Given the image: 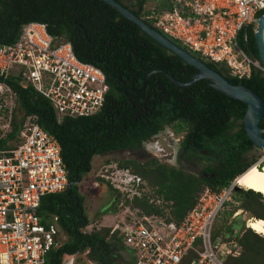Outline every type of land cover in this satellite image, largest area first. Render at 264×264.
Returning <instances> with one entry per match:
<instances>
[{
    "label": "trees",
    "instance_id": "16d2710c",
    "mask_svg": "<svg viewBox=\"0 0 264 264\" xmlns=\"http://www.w3.org/2000/svg\"><path fill=\"white\" fill-rule=\"evenodd\" d=\"M114 1L139 19L149 12L144 7L147 1L157 3L153 7L155 12L169 8L163 0H130V5H125V0ZM143 21L156 30L150 21ZM29 22L44 24L48 35L68 42L74 57L99 69L107 85L104 103L98 112L57 120L48 101L31 87L24 86L21 78H0L15 95L21 112L19 119L12 114L10 131L0 139V149L8 148L10 142L13 147L25 117L34 116L36 125L57 142L66 183L70 185L61 193L47 194L40 199L37 213L41 222L54 218L58 238L63 237L59 246L46 254L43 264H60L66 257L84 252L95 264H116V249L126 251L119 237L108 234V228L85 232L89 220L79 184L91 171L96 156L120 151L135 153L141 150V143L164 126H170L175 134L186 128L181 150L217 163L210 179L185 174L155 158L143 162L113 161L117 169L128 170L139 177L149 188L150 198L170 202L164 207L174 222L183 218L203 187L216 191L242 175L255 161V158H246L254 147L241 122L245 105L214 90L207 80H197L185 87L170 83L168 76L184 83L197 71L100 0H0V45L13 43L21 27ZM243 33L245 41L241 39ZM170 41L185 50L178 42ZM237 46L246 56L258 61L251 27L238 34ZM190 54L229 84L254 93L264 104L261 72L251 69L248 78L237 79L230 76L223 65ZM258 127L264 129V112ZM261 136L264 138V132ZM94 179L112 196L110 207L102 210V215L115 213L120 201L146 216L163 213L161 208L148 203L146 196L133 197L130 201L121 199L108 181L100 177ZM236 192L242 200L240 209L247 212L251 220L264 221L261 194L251 190ZM226 231L230 232L228 228ZM237 242L241 253L236 258H227L226 264H264V237L242 228ZM128 260L125 264H131L130 257Z\"/></svg>",
    "mask_w": 264,
    "mask_h": 264
},
{
    "label": "built area",
    "instance_id": "2783aa9c",
    "mask_svg": "<svg viewBox=\"0 0 264 264\" xmlns=\"http://www.w3.org/2000/svg\"><path fill=\"white\" fill-rule=\"evenodd\" d=\"M167 10L153 8L143 16L166 38L178 42L189 53L223 65L237 79L248 78L251 69L264 74L258 61L237 46L242 29L264 15V0H163ZM142 19V20H143ZM245 41V33L241 36ZM21 78L24 86L48 101L57 120L86 117L98 112L107 92L103 73L78 61L68 42L47 34L42 23L24 24L11 44L0 45V78ZM15 95L0 81V139L10 131ZM10 142L9 144H11ZM0 149V264H43L46 254L60 244L55 219L42 223L40 199L66 188V173L55 139L25 117L13 147ZM259 164H264V148ZM109 165V164H108ZM258 164L255 166L257 167ZM262 168V167H261ZM97 176L108 181L121 199L146 196L161 208V215H143L139 210L128 220L114 224L115 234L131 258V264H226L241 253L239 232L217 230L213 225L234 194L236 177L216 191L203 187L191 208L174 222L169 203L149 197V188L128 170L113 163ZM123 178L115 186L111 177ZM121 205V202H120ZM232 213L231 217H235ZM244 221L245 228L246 222ZM88 233L91 230H86ZM66 257L61 264H72Z\"/></svg>",
    "mask_w": 264,
    "mask_h": 264
},
{
    "label": "rangeland",
    "instance_id": "374dc122",
    "mask_svg": "<svg viewBox=\"0 0 264 264\" xmlns=\"http://www.w3.org/2000/svg\"><path fill=\"white\" fill-rule=\"evenodd\" d=\"M130 1V0H129ZM128 0L124 1L125 5H130L131 1ZM157 3L154 1H147L144 5L145 8L150 9L153 8ZM12 114L19 119L21 117V112L18 110L16 102L13 103ZM166 132H169L165 130ZM163 133V132H162ZM181 134H175L173 136L174 139L180 137ZM159 148L163 149V153L168 154L171 151L172 145H168V141L166 137L164 140L158 139ZM149 158H155L160 163L166 164L170 157H162L160 155H154L143 151H138L135 153L128 152V151H120L114 152L110 154H106L103 156H96L92 160V168L91 171L86 174L79 184V193L83 196L84 199V207L87 218L89 220V225L87 226L86 230H94L99 228H110L117 224L120 221H127V218H131V214H133V210L124 204L120 205V202L117 203L116 211L113 214L102 215L100 214L102 210L110 207L112 196L109 190L101 186L98 182H95L97 176H106L104 175L103 169L109 168L113 161L115 160H122V159H133L139 162H143ZM247 159L255 158V161L252 163L251 166H256L257 164L259 167H262V164H259V160L261 158V150H252L246 155ZM104 162H110L105 164ZM264 168V167H262ZM261 168V170H262ZM112 183L117 186H120V182H124L123 178H117L115 176L111 177ZM119 180V181H115ZM240 190L245 191V189L240 188ZM234 192L233 196H231V201H229L221 213L218 215V218L215 220L213 225L214 230H230V232H239L242 228H245L244 221L246 219H253L249 217V214L242 209H240L241 197ZM261 200L264 202V196L261 194ZM232 213H236L235 217H231ZM129 221V220H128ZM248 224V223H247ZM260 236V235H258ZM60 241H62V235H59ZM119 248V247H118ZM116 249V264H125L128 260V253L122 249ZM72 264H95L92 260L86 257V253L77 254L73 257Z\"/></svg>",
    "mask_w": 264,
    "mask_h": 264
},
{
    "label": "water",
    "instance_id": "95a60500",
    "mask_svg": "<svg viewBox=\"0 0 264 264\" xmlns=\"http://www.w3.org/2000/svg\"><path fill=\"white\" fill-rule=\"evenodd\" d=\"M105 5L116 11L121 17L128 22L135 25L143 34L149 37L153 42L160 45L165 50L171 52L174 56L178 57L183 63L194 68L197 73L192 76L188 82H177L172 77L168 76L169 82L176 87L189 86L197 80H207L210 87L220 92L221 94L237 100L245 105V112L242 118V125L245 134L249 141L252 143L254 149L260 150L264 148V138L261 134L264 129H259L258 122L260 121L263 112L264 104L258 96L241 86H234L229 84L223 77L208 69L206 65L193 57L186 50H182L173 42L168 40L162 34L147 25L142 19L134 16L128 9L124 8L121 4H118L114 0H100ZM256 29L253 33V39L257 51V60L264 70V40L262 37V31L264 29V15H261L256 21ZM264 75V74H263ZM147 77V76H146ZM146 77L143 80V85L146 81ZM70 185L66 184V188ZM240 188L235 187L234 191H239ZM87 253V252H85Z\"/></svg>",
    "mask_w": 264,
    "mask_h": 264
},
{
    "label": "flooded vegetation",
    "instance_id": "af4514ba",
    "mask_svg": "<svg viewBox=\"0 0 264 264\" xmlns=\"http://www.w3.org/2000/svg\"><path fill=\"white\" fill-rule=\"evenodd\" d=\"M165 130L169 132H166ZM185 132L186 128L180 133V137L174 139L173 136L175 133L172 128L170 126H164L158 133L150 137L147 141L141 143L140 151H145L157 156L170 157L167 165L174 169L181 170L185 174H191L201 178H212L217 163L204 160L200 155L186 154L181 150V141ZM165 137L168 141V145H172L171 151L168 154L163 153V149L159 148L158 144V139L164 140ZM201 155H204V153H201Z\"/></svg>",
    "mask_w": 264,
    "mask_h": 264
},
{
    "label": "bare ground",
    "instance_id": "6f19581e",
    "mask_svg": "<svg viewBox=\"0 0 264 264\" xmlns=\"http://www.w3.org/2000/svg\"><path fill=\"white\" fill-rule=\"evenodd\" d=\"M262 37L264 40V29L262 31ZM255 168V166H251L242 175L236 177V184L238 188L251 190L264 196V168L262 170H256ZM246 227L264 237L263 220H248Z\"/></svg>",
    "mask_w": 264,
    "mask_h": 264
},
{
    "label": "crops",
    "instance_id": "0c3cea01",
    "mask_svg": "<svg viewBox=\"0 0 264 264\" xmlns=\"http://www.w3.org/2000/svg\"><path fill=\"white\" fill-rule=\"evenodd\" d=\"M51 220H52V219H51ZM62 241H63V239H62ZM62 241H60V243H61ZM62 262H63V261H62ZM62 262H61V263H62ZM61 263H60V264H61Z\"/></svg>",
    "mask_w": 264,
    "mask_h": 264
},
{
    "label": "clouds",
    "instance_id": "9594fccd",
    "mask_svg": "<svg viewBox=\"0 0 264 264\" xmlns=\"http://www.w3.org/2000/svg\"><path fill=\"white\" fill-rule=\"evenodd\" d=\"M256 168H258V167H256Z\"/></svg>",
    "mask_w": 264,
    "mask_h": 264
}]
</instances>
